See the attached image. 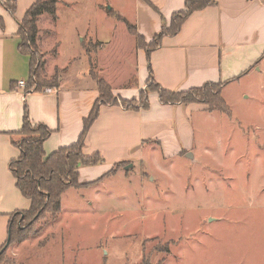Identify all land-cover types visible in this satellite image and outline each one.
I'll return each instance as SVG.
<instances>
[{
	"label": "rangeland",
	"instance_id": "rangeland-1",
	"mask_svg": "<svg viewBox=\"0 0 264 264\" xmlns=\"http://www.w3.org/2000/svg\"><path fill=\"white\" fill-rule=\"evenodd\" d=\"M73 1L37 21L40 78L59 79L54 66L78 49L74 27L84 26L71 72L90 79L100 63L103 78L128 89L133 48L109 13L125 0ZM95 33L103 43L90 41ZM222 91L230 114L200 103L207 116L192 115L190 147L164 157L155 143L134 169L69 188L59 214L11 241L0 264H264V65Z\"/></svg>",
	"mask_w": 264,
	"mask_h": 264
},
{
	"label": "crops",
	"instance_id": "crops-1",
	"mask_svg": "<svg viewBox=\"0 0 264 264\" xmlns=\"http://www.w3.org/2000/svg\"><path fill=\"white\" fill-rule=\"evenodd\" d=\"M149 1L155 8L145 0H125L124 7L112 9L133 25L145 42L152 41L163 22L170 25L173 13L184 9V0ZM15 2L14 14L0 2V249L7 240L12 214L30 206V201L16 188L9 169V162L19 156V149L13 142L20 138L17 132L22 126L25 105L30 121L41 123L51 131L43 142L44 152L48 155L77 141L83 121L99 95L91 76L88 79L84 73L71 72L74 62L79 59L82 41L87 37L84 26L74 27L75 38H81L78 49L74 48L62 65L54 66L52 73L55 68L61 69L57 86L27 92L18 87L19 80L28 82L31 70L29 57L19 50L18 22L36 0ZM74 2L62 0L67 7ZM99 7L100 3L96 2L92 9L98 11ZM113 23L122 25L133 48L134 80L130 86H125L128 89L111 85L103 78L100 63L98 75L108 83L113 96L124 100H138L149 82L172 91H185L214 82L223 84L222 91L251 72H261L264 65V0H216L211 6L193 12L176 35L163 37L161 45L150 53L149 61L145 50L138 47L136 37L127 31L124 23L117 19ZM90 41L103 43L97 33ZM57 56L56 51L53 58L57 59ZM147 99V108L133 110L121 105H100L82 152L85 155L99 153L103 162L79 166L80 184L98 182L117 163L126 164L115 175L134 169L135 164L143 162V151L151 150L155 143L164 157H176L183 148L191 146L192 115L204 113L206 117L204 105L196 102L162 104L155 91H150ZM179 138L183 146H180ZM130 163L132 167L125 170Z\"/></svg>",
	"mask_w": 264,
	"mask_h": 264
},
{
	"label": "trees",
	"instance_id": "trees-1",
	"mask_svg": "<svg viewBox=\"0 0 264 264\" xmlns=\"http://www.w3.org/2000/svg\"><path fill=\"white\" fill-rule=\"evenodd\" d=\"M145 1L155 8L149 0ZM0 2L9 12L14 14L16 9L15 0H0ZM215 2L216 0H184V9L172 14L169 26H166L163 22L160 32L150 42H145L135 27L119 14L113 13L111 10L109 13L125 23L128 32L136 37L138 47L145 50L149 61L150 53L161 45L163 37L176 35L190 14L211 6ZM56 4L57 0H36L26 11L22 20L18 22L19 50L29 57L31 69L25 86L26 91L31 88H34V91H41L45 87L58 85L57 77L59 73H55V77L49 81L40 78L38 70L40 71L41 69L42 56H38L37 50V35L39 32L37 21L43 13L48 14L51 20H56ZM0 23H2L1 18ZM52 52L53 55L56 54V49L52 50ZM36 62L39 65L37 66V72L36 70L34 72V77H36L37 81H34L33 71L36 68L34 66ZM89 75L95 81L99 95L89 115L84 119L83 129L74 144L58 148L56 151L46 155L43 149V142L49 137L51 131L41 123L33 124L28 117L26 105L24 107L22 126L17 132L20 138L13 142L19 149V156L9 162V169L15 178L16 188L30 201V206L26 210L12 214L8 229L9 243L22 235L23 231L29 232L39 219H43L47 215L56 217L61 210V196L67 189L96 183L95 181L80 184L78 168L79 166H93L103 162V157L99 153L85 155L82 152L88 129L97 118L100 105H121L125 109L132 110L140 107L147 108V94L150 91H155L158 94L159 102L162 104L206 103L211 109L216 107L227 115L230 114L229 107L221 97L220 89L223 85L222 83H206L201 87L190 88L185 91H172L149 82L147 87L140 92L139 98L143 100L140 104V101L137 100H124L113 96L110 86L103 78L93 74L91 70ZM125 164V162L115 164L104 176L114 174L118 167H122Z\"/></svg>",
	"mask_w": 264,
	"mask_h": 264
},
{
	"label": "water",
	"instance_id": "water-1",
	"mask_svg": "<svg viewBox=\"0 0 264 264\" xmlns=\"http://www.w3.org/2000/svg\"><path fill=\"white\" fill-rule=\"evenodd\" d=\"M187 156H190V153H188ZM131 167H132V164L130 163V164H128V165L125 166V170H127L128 168H131ZM9 241H10V237L8 235L5 244L3 245V247L0 250V253L8 246Z\"/></svg>",
	"mask_w": 264,
	"mask_h": 264
},
{
	"label": "built area",
	"instance_id": "built-area-1",
	"mask_svg": "<svg viewBox=\"0 0 264 264\" xmlns=\"http://www.w3.org/2000/svg\"><path fill=\"white\" fill-rule=\"evenodd\" d=\"M26 81L25 80H19L18 82H17V85H18V87H20L21 89H24V91L23 92H27L26 90H25V86H26ZM34 88H31L30 90H33ZM49 91V90H48Z\"/></svg>",
	"mask_w": 264,
	"mask_h": 264
}]
</instances>
